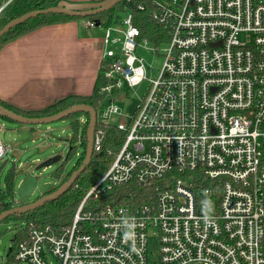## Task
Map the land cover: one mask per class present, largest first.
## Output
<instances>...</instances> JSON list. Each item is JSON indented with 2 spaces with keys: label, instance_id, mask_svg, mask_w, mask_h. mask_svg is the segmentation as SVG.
Masks as SVG:
<instances>
[{
  "label": "built area",
  "instance_id": "built-area-1",
  "mask_svg": "<svg viewBox=\"0 0 264 264\" xmlns=\"http://www.w3.org/2000/svg\"><path fill=\"white\" fill-rule=\"evenodd\" d=\"M15 1L0 0V17ZM155 7L154 19L169 29L165 61L130 122L117 124L126 135L121 151L72 224L30 226L11 264H264V0ZM126 13L104 26L107 100L97 114L107 125L121 114L120 92L148 80L137 51L150 42ZM102 141L96 132L94 151ZM77 142L82 148L81 135ZM10 149L0 142V161ZM129 184L153 193L140 204L97 203Z\"/></svg>",
  "mask_w": 264,
  "mask_h": 264
},
{
  "label": "trees",
  "instance_id": "trees-1",
  "mask_svg": "<svg viewBox=\"0 0 264 264\" xmlns=\"http://www.w3.org/2000/svg\"><path fill=\"white\" fill-rule=\"evenodd\" d=\"M17 1V2H16ZM15 3H18L21 0H16ZM48 0H41L38 3L35 2V6H33L28 11H33L36 9L43 10L47 9L46 6H43L45 2ZM51 3H54L55 0H49ZM109 0H103L96 2L93 5L95 8L100 7L107 3ZM157 0H134L131 5L126 3V0H123L116 7L111 9L108 12L98 14L94 17H87L82 20H91L96 21L99 20L102 26H109L111 24H119L121 23V19L118 16L120 12H127L128 8L132 10L134 14L135 24L142 32V37L146 38L150 43H155L157 46L167 42L169 40V29L166 25H159L158 22L154 19V11L156 10L155 2ZM144 5V10H139L137 5ZM42 7V8H41ZM81 9V8H80ZM90 9V8H86ZM8 12H11L12 6L8 9ZM85 10V9H81ZM27 12V11H26ZM25 13V12H24ZM20 14L19 16H22ZM14 18V17H13ZM11 18V19H13ZM74 20H79L77 18L69 17L67 15H59V14H49V15H41L35 19H31L25 24L16 27L12 31H10L5 37L0 40V50L3 46L12 42L24 35H27L35 30H38L42 27L55 25L60 23H66ZM8 21L5 22V24ZM158 48V47H156ZM107 84V81L104 79L102 71H100V75L96 81L93 93L90 96H68L63 98L53 105L47 107L46 109L40 111H23L14 106L5 103L0 100V107L4 109H8L17 113L19 115H23L26 117H48L52 115H56L66 109H69L75 105L85 104L88 106H92L97 113H99L105 106V101L107 100V94L102 91V87ZM81 117L86 119V123L82 126L80 125ZM75 118V119H74ZM5 120H9L8 118H4ZM68 119H74L72 122L73 127L75 129V140L78 139V135L82 137V148L83 153L81 155V159L76 164L73 171H71L61 183L64 184L69 180L71 174L76 171L85 159L86 156V146H87V132L89 128V116L86 114H75L72 115ZM10 121V120H9ZM102 133L103 141L102 146L99 151H94L92 160L86 170L78 177L77 181L74 185L62 196L58 197L56 200L47 202L44 206L36 209H31L26 213L21 215L14 214L9 216L4 221L18 219L25 221L26 226L23 227L16 237L13 240V249L9 251V258L11 261V257L13 255V251L17 244L24 238H27L29 227L34 225L36 228H43L47 225H50L54 229L62 230V228L68 227L72 224L74 216L76 214L77 209L80 204L84 201L86 195L90 191V189L97 185L104 175L109 170L111 164L114 162L115 158L121 151V148L125 142V133L117 128V125L114 124H103L97 122L95 133ZM74 150L73 148L71 149ZM11 177L9 179V183L12 182ZM56 187L51 194L56 192L59 187ZM10 191H12L10 189ZM153 193V186L148 185L144 188L137 186L136 184H129L127 186L122 187H114L107 192L103 193L102 198H100L99 204L103 202L113 201L119 204H140L148 201L147 198ZM0 195V215L4 212L10 211L15 208H19L24 206L25 204L20 203L17 204L13 202L11 199ZM90 205L93 201L89 202ZM1 222V223H2ZM7 264H11V262Z\"/></svg>",
  "mask_w": 264,
  "mask_h": 264
},
{
  "label": "rangeland",
  "instance_id": "rangeland-1",
  "mask_svg": "<svg viewBox=\"0 0 264 264\" xmlns=\"http://www.w3.org/2000/svg\"><path fill=\"white\" fill-rule=\"evenodd\" d=\"M39 1L41 0H35L36 3ZM35 2L33 0H21L13 4L11 12H8V10L4 16L0 17V30L13 19L20 17V14L23 13L24 15L32 12L28 10L35 6ZM51 2L48 0L43 6H46L45 8L54 6L71 9L77 8L74 4L71 5V3L64 2V0H57L56 5ZM92 7L94 6L88 8ZM126 14V12H120L118 16L122 20L126 17ZM6 21L8 22L5 24ZM96 30L100 31L101 34L105 31L104 26L96 28ZM167 46V42L158 46L155 43L145 44L144 41L140 43L137 55L144 61L148 80L130 89L125 87L120 92L117 97V104L119 105L121 114L111 118L112 124H127L130 122L140 101L149 92V80L156 79L162 70ZM156 47H158L157 51ZM74 119H65L44 125H25L0 117V142L2 141L11 147L9 153L0 161V195L20 204L18 194L20 183L27 176L34 175L38 178V187L25 200L26 204H30L42 197L41 189L44 185H55L58 182H63L65 177L73 171L83 153V148L75 140L76 131L72 124ZM72 148L74 149L73 151L71 150ZM57 156L61 157L59 163L37 170L39 165ZM11 177H13L12 182L9 183ZM25 226V221L18 219L0 222V264H7L10 261L9 251L13 249V240ZM158 249L157 238L151 236L149 240L151 257H157Z\"/></svg>",
  "mask_w": 264,
  "mask_h": 264
},
{
  "label": "crops",
  "instance_id": "crops-1",
  "mask_svg": "<svg viewBox=\"0 0 264 264\" xmlns=\"http://www.w3.org/2000/svg\"><path fill=\"white\" fill-rule=\"evenodd\" d=\"M99 1L64 0L81 9ZM86 21L45 26L3 46L0 100L23 111H40L68 96H90L106 47L105 31L88 28Z\"/></svg>",
  "mask_w": 264,
  "mask_h": 264
},
{
  "label": "water",
  "instance_id": "water-1",
  "mask_svg": "<svg viewBox=\"0 0 264 264\" xmlns=\"http://www.w3.org/2000/svg\"><path fill=\"white\" fill-rule=\"evenodd\" d=\"M123 2V0H109L107 3L100 7H92L90 9L81 10L80 8L71 9L61 6H54L43 10H35L29 13H26L16 19H13L10 21L7 25H5L0 30V40L5 37L10 31L15 29L18 26H21L28 22L31 19H35L41 15H49V14H59V15H67L69 17L77 18V19H84L87 17H94L98 14H102L105 12L110 11L114 7H116L118 4ZM96 27L99 28L101 26V22L99 20L95 21ZM86 114L89 116V128L87 132V146H86V156L84 161L82 162V165L74 171L69 180L66 181L64 184L59 187V189L56 190V192L51 194V191H53L56 186L54 184H46L42 187L41 193L42 197L36 200L34 203L25 204L22 207L12 209L10 211L4 212L0 215V222L8 218L9 216H12L14 214H23L28 212L31 209H36L44 206L47 202L56 200L58 197L64 195L77 181L78 177L86 170L88 165L90 164L93 154H94V147H93V141H94V135H95V129L98 122V114L96 110L92 106H88L85 104L75 105L69 109H66L56 115L48 116V117H26L23 115H19L17 113H14L13 111H10L8 109H4L0 107V117L1 118H8L12 122H16L19 124H25V125H44V124H51L54 122H58L61 120H65L70 118L72 115L75 114ZM61 161V157L57 156L54 157L41 165L38 166L37 170H40L42 168L50 167L54 164H57ZM38 187V178L34 175H29L26 177L25 180H23L20 183L19 186V202L24 203L25 200L32 195L35 190ZM12 251V249H10Z\"/></svg>",
  "mask_w": 264,
  "mask_h": 264
},
{
  "label": "flooded vegetation",
  "instance_id": "flooded-vegetation-1",
  "mask_svg": "<svg viewBox=\"0 0 264 264\" xmlns=\"http://www.w3.org/2000/svg\"><path fill=\"white\" fill-rule=\"evenodd\" d=\"M23 204H26L25 202Z\"/></svg>",
  "mask_w": 264,
  "mask_h": 264
}]
</instances>
